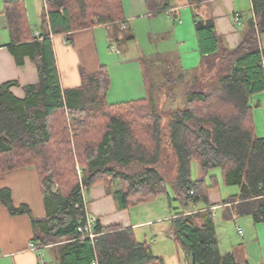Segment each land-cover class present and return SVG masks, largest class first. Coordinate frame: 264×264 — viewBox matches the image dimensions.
<instances>
[{
    "label": "trees",
    "instance_id": "1",
    "mask_svg": "<svg viewBox=\"0 0 264 264\" xmlns=\"http://www.w3.org/2000/svg\"><path fill=\"white\" fill-rule=\"evenodd\" d=\"M45 1L40 39L23 0L5 6L9 47L18 64L22 60L16 48L30 56L38 82L0 84V173L35 167L46 216L35 218L28 206L16 207L8 188L0 189V203L12 215H31L32 241L54 246L57 264H165L150 245L136 240L131 228L104 226L97 219L93 239L82 238L77 230L87 222L85 191L95 184H106L119 209L164 194L170 204L177 203L171 231L191 264L193 253L196 264H242L233 252L220 249L209 191L237 186L239 191L223 204L231 205L238 217L264 222V137L256 134L252 104L253 96L264 92V0H252L253 16L234 50L221 45L213 20L196 19L200 50L208 57L192 73L183 106L167 115L150 102L146 61L143 99L109 103L107 66L95 73L83 70L78 87L61 84L51 35L69 40L75 32L119 23L125 17L122 0ZM205 1L188 0L194 5ZM147 4L154 14L170 9L169 0ZM166 80L164 85L178 78ZM14 86L23 88V98L12 92ZM193 162L203 178H192ZM198 204L204 210L195 212Z\"/></svg>",
    "mask_w": 264,
    "mask_h": 264
},
{
    "label": "crops",
    "instance_id": "2",
    "mask_svg": "<svg viewBox=\"0 0 264 264\" xmlns=\"http://www.w3.org/2000/svg\"><path fill=\"white\" fill-rule=\"evenodd\" d=\"M8 1L0 0V84L10 81H18L21 86L35 84L38 82L35 63L23 49L16 48L22 60L18 64L9 47L11 37L4 14ZM23 1L36 36V32L41 31L46 1ZM122 2L125 17L119 23L75 32L69 40L63 36L53 37L64 89L78 87L83 70L95 73L101 66H107L111 79L107 95L109 103L143 99L147 96L143 65L148 61L147 57L151 63L167 61L186 75L202 67L208 54L200 50L196 19L213 20L221 45L234 50L244 37L247 19L253 16L252 0H208L198 5L190 4L188 0H169L170 9L157 14L151 12L147 0ZM236 14H239L241 23H236ZM122 22L127 28H122ZM260 39L264 48V33ZM150 56L155 58L150 59ZM21 86H14L11 90L23 98ZM252 104L256 134L264 137V92L254 95ZM3 188L11 190L16 207L28 206L35 218L46 216L44 195L35 167L0 173V189ZM238 191L230 192L222 187L209 191L214 219L221 214L220 210L229 219L246 218L241 221L245 225V231L240 232L242 240L227 241V244L220 241V249L225 244L224 251L233 252L242 264H264V241H260L262 231L259 230L262 227L258 225L264 222L256 223L251 216L238 217L231 205L223 204L224 198ZM84 196L88 215L96 217L102 225L118 224L131 228L136 240L150 245L153 254L161 257L165 264H191V259L171 231L176 211L166 195L127 209L118 208L105 183L93 185ZM203 207L198 204L192 209L199 212L204 210ZM32 238L31 215H12L6 205L0 203V264H38V255L30 248ZM42 256L47 264H57L58 253L54 246L43 247Z\"/></svg>",
    "mask_w": 264,
    "mask_h": 264
},
{
    "label": "rangeland",
    "instance_id": "3",
    "mask_svg": "<svg viewBox=\"0 0 264 264\" xmlns=\"http://www.w3.org/2000/svg\"><path fill=\"white\" fill-rule=\"evenodd\" d=\"M154 56H150V59ZM147 60L148 61H146L144 65L146 67V77L152 89L150 93V102L154 106H156L161 113L165 115L173 112L179 107H182L186 97L185 92L188 90V86H190V84L193 82L195 74H185V76H183V79L181 80V78L179 77L181 75V71L179 69H176L175 67H171V65L168 64L167 61L161 63H157V61H155V63H151L149 57H147ZM201 72L202 69L200 70L199 74H201ZM173 76L178 78V81H173V84L164 85L165 82H167L166 78L169 77V79H172ZM160 86H162V88L158 92ZM77 171L80 175L81 169L78 166ZM217 171L218 170H214L212 172ZM191 176L193 179L203 178L202 170L198 162L192 163ZM166 180L168 182V191L170 192L171 197H173L172 188L170 186V179ZM223 189H229L230 192H232L233 190H238V187L222 186V190ZM176 205L177 203L175 201H172V206L175 207ZM221 211L222 210L219 211L221 214H219V216L215 219L219 240L224 241L225 244H227V241H238L239 239L242 240V235L240 232L245 231V225L241 221H245L246 218H244L243 220H240L239 218L237 220L229 219L223 214V211ZM258 225L259 227H262L259 228V230L262 231L260 241H264V224ZM225 244L223 247H221L222 251H224L226 248Z\"/></svg>",
    "mask_w": 264,
    "mask_h": 264
},
{
    "label": "built area",
    "instance_id": "4",
    "mask_svg": "<svg viewBox=\"0 0 264 264\" xmlns=\"http://www.w3.org/2000/svg\"><path fill=\"white\" fill-rule=\"evenodd\" d=\"M235 21L236 23H241V19L239 14H236L235 16ZM122 28L125 29L127 28V25L125 24V22H122ZM42 32L41 31H37L36 32V37H38L39 39L42 38ZM51 37L53 38V35H51ZM97 218L96 217H92L90 215H87V222L86 223H82L79 224L77 226V230L78 233H80L82 236V238H90L93 239L97 234L94 232V224L96 223ZM30 248L36 252V254L38 255V264H47V262L44 260L43 256H42V248L43 246H37L35 245L34 242H32L30 244ZM95 264V263H93Z\"/></svg>",
    "mask_w": 264,
    "mask_h": 264
},
{
    "label": "water",
    "instance_id": "5",
    "mask_svg": "<svg viewBox=\"0 0 264 264\" xmlns=\"http://www.w3.org/2000/svg\"><path fill=\"white\" fill-rule=\"evenodd\" d=\"M192 263L196 264V255H195V253H193V256H192Z\"/></svg>",
    "mask_w": 264,
    "mask_h": 264
}]
</instances>
